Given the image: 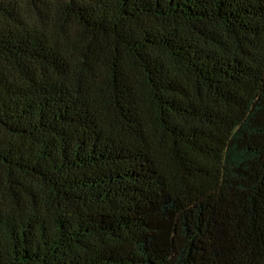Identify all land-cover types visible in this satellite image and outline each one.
Returning a JSON list of instances; mask_svg holds the SVG:
<instances>
[{
    "label": "trees",
    "instance_id": "trees-1",
    "mask_svg": "<svg viewBox=\"0 0 264 264\" xmlns=\"http://www.w3.org/2000/svg\"><path fill=\"white\" fill-rule=\"evenodd\" d=\"M0 264H264V0H0Z\"/></svg>",
    "mask_w": 264,
    "mask_h": 264
}]
</instances>
